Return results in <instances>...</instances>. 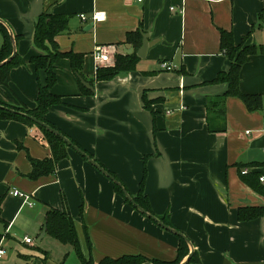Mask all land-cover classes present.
Segmentation results:
<instances>
[{
    "label": "crops",
    "instance_id": "0c3cea01",
    "mask_svg": "<svg viewBox=\"0 0 264 264\" xmlns=\"http://www.w3.org/2000/svg\"><path fill=\"white\" fill-rule=\"evenodd\" d=\"M96 11L105 12V20L93 21ZM43 12L70 17L56 41L62 51L86 55L81 78L94 89L85 93L70 61L62 59L53 92L63 103L46 118L114 173L132 197L146 168L144 193L154 215H168L192 244L195 259L186 264H264V214L249 221L238 217L240 208H264V195L242 179L247 169L264 185V107L251 111L228 97L227 130L212 132L207 122L209 99L227 90L212 80L231 67L221 30L232 32L236 46L264 48V0H0V23L13 31L25 62L11 69L8 85H0V100L14 106L36 107L39 75L30 59L42 53L33 39ZM137 30L140 41L128 42L127 34ZM144 34L153 45L140 57ZM97 46L111 48V62H96ZM117 54L137 56L135 68L95 80L97 68L113 67ZM163 60L177 69L163 70ZM241 90L264 96V52L243 65ZM68 151L54 174L31 179L32 159L51 156L44 133L0 118V234L2 246L14 247L13 263L43 264L47 257V264H58L46 243L54 238L47 231L40 238L49 208L62 209L63 198L89 256L87 228L95 262L123 255L175 260L182 238L141 213L80 152L69 145ZM240 165L247 166L241 173ZM14 190L30 195L33 205Z\"/></svg>",
    "mask_w": 264,
    "mask_h": 264
},
{
    "label": "trees",
    "instance_id": "16d2710c",
    "mask_svg": "<svg viewBox=\"0 0 264 264\" xmlns=\"http://www.w3.org/2000/svg\"><path fill=\"white\" fill-rule=\"evenodd\" d=\"M69 21V16L48 12H43L35 20L33 41L35 46L42 51L41 54L35 55L30 59V62L35 66V69L39 75V88L36 98V107L33 109H28L24 107L14 106L9 102L0 100L1 119L22 122L29 126L36 125L42 130L45 138L49 143L51 149L50 157L43 160L32 159V170L28 174V177L31 179H38L41 176L54 174L56 172L57 164L61 160L69 156L68 144L59 135L50 132L44 126H41L40 124L33 121L29 116L22 114L26 113L30 116H34L37 119L58 129L64 135L69 137L46 118V114L52 106L63 103V96L53 92V87L58 81L56 72L57 64L62 59H68L70 61L72 69L80 77H82L81 71L84 66L86 55L84 53H76L73 51H62L58 42L56 41L57 35L68 30ZM0 34L2 36V44L0 47V62H2L12 54L13 44L7 27L2 23H0ZM139 34V30L135 32H129L127 34V41H131L134 43L140 41L141 36ZM135 36H137L136 39H134ZM220 43L221 49L227 55H229L231 59V67L229 71L220 72L216 76V78L212 80L213 83H225L227 85V90L222 96L210 98L207 103V122L209 130L212 132H225L227 130L226 100L228 97H237L241 99L245 103L247 108L251 111L258 110L264 107V96L259 94H248L241 90V69L243 65L247 61H249L251 56L259 52H264V48L245 45L236 46L232 32L227 30H221ZM137 60L138 57L135 55L117 54L115 55V65L113 67L99 66L97 68L95 80H111L120 74L128 73L135 68ZM24 63V60L17 53L9 63L0 67V85H8L10 81L11 69ZM41 72L44 73V81H41L40 79ZM83 90L85 93H92L93 91L85 86H83ZM145 106L152 111V106L149 101H146ZM10 109H14L22 113L14 112ZM69 138L83 151L87 152L71 137ZM88 154L93 158V155L91 153ZM245 167L247 166H239L240 173ZM146 172L147 171L145 168L144 175L140 183V190L135 196H133V198L140 206L154 214L150 206L149 199L144 193V183L147 175ZM111 174L120 181V179L114 173ZM242 179L246 184L256 188L261 194L264 195V185L259 183L260 177L258 174L253 172L244 174L242 175ZM115 190L125 197V193L122 187L116 183ZM63 199L64 204L62 209L51 207L46 214L47 233L60 243L71 245L81 264H144L148 261H151L154 264H179L189 254L188 244L182 238L178 248L177 257L175 260L170 262H162L156 259H149L148 257L143 255H123L118 258L104 257L99 262H95L91 255L93 245L87 228L85 231V236L89 249V256H86L82 251L74 218L69 211L65 198ZM126 200L129 201L127 198ZM83 208L84 204L81 205V210H83ZM263 214V207H243L239 209L238 217L241 221H249ZM158 217L168 225H171L168 219V215ZM2 238L3 236L0 234V242ZM45 253L48 254V252ZM194 259L195 255H193L190 260ZM46 262L47 257L43 261V264H47Z\"/></svg>",
    "mask_w": 264,
    "mask_h": 264
},
{
    "label": "water",
    "instance_id": "95a60500",
    "mask_svg": "<svg viewBox=\"0 0 264 264\" xmlns=\"http://www.w3.org/2000/svg\"><path fill=\"white\" fill-rule=\"evenodd\" d=\"M0 22L3 23L2 20H0ZM10 36H11V40H12V44H13V52L12 54L6 58L5 60H3L2 62H0V67L6 65L7 63H9L17 54V45H16V41H15V37L13 34V31L11 30V28L7 27ZM153 45L150 41H149V35L148 34H144L143 35V43L141 48L137 51V54L140 57H144L147 53V50L149 49V47ZM133 50V48H131ZM125 52L127 54H131V51L125 50ZM81 78V77H80ZM81 82L83 83L84 86H86L87 88L94 90L91 85L86 82L83 78H81ZM9 109V108H8ZM14 112H19L16 111L14 109H10ZM22 113V112H19ZM26 116H29L33 121H35L36 123L40 124L41 126H44L47 130H49L50 132H53L56 135H59L69 146H71L72 148H74L75 150H77L78 152H80L83 156H85L93 165H95L99 170H101L105 175H107L108 177H110L116 184L120 185L125 193V196L127 197V199L144 215L148 216L149 218L153 219L154 221H156L160 226H162L163 228L177 234L178 236H180L181 238H183L190 247H192V244L190 242V240L188 239V237L181 232L180 230L166 224L161 218H159L158 216L154 215L152 212L147 211L146 209H144L142 206H140L135 200L134 198L131 196V194L127 191V189L122 185V183L117 180L108 170H106L101 164H99L95 159H93L87 152L83 151L78 145H76L75 143H73V141L67 137L66 135H64L62 132H60L58 129L52 127L51 125L37 119L34 116H30L26 113H22ZM47 231V226L45 224L44 230L41 234V239L44 237L45 233ZM192 249V248H191ZM193 256V250H191V252L184 258V260H182L179 264H186L191 257ZM144 264H154L151 261H148Z\"/></svg>",
    "mask_w": 264,
    "mask_h": 264
},
{
    "label": "built area",
    "instance_id": "2783aa9c",
    "mask_svg": "<svg viewBox=\"0 0 264 264\" xmlns=\"http://www.w3.org/2000/svg\"><path fill=\"white\" fill-rule=\"evenodd\" d=\"M137 1L142 2L143 0H137ZM79 17L82 20H87L88 19V16L85 13L79 14ZM91 18L95 22H100V21L105 20L106 14H105V12H102V11H96V12H94L92 14ZM112 55H113V52H112L111 48L106 47V46H97L95 51H94V58H95L96 62L99 63V64L101 62L102 63L111 62ZM161 68L163 70H165V71H175L177 69V67L175 65H173L170 62H168L167 60H163L161 62ZM248 132L249 131H247V133ZM242 173L246 174V173H248V170L245 169V170H243ZM261 181H264L263 177H261ZM13 195L23 198L24 202L27 203V204L29 203L30 206L33 205V202L31 201L30 195L26 194L25 192H22L20 190H14L13 191ZM25 242L32 243L33 240L31 238H26ZM4 255H5V249L2 246V240H1V242H0V258H2Z\"/></svg>",
    "mask_w": 264,
    "mask_h": 264
},
{
    "label": "rangeland",
    "instance_id": "374dc122",
    "mask_svg": "<svg viewBox=\"0 0 264 264\" xmlns=\"http://www.w3.org/2000/svg\"><path fill=\"white\" fill-rule=\"evenodd\" d=\"M3 227L1 226V229ZM48 245V249L54 250L53 254V261H55L58 264H80V261L76 255V253L73 251L72 247L69 245L60 243L59 241L48 238L46 241ZM3 248L5 249V255H4V260H0V264H15L13 263L12 259L10 256L13 258V252H14V247L13 246H7L4 244ZM14 259V258H13ZM8 261V262H7ZM15 261V260H14Z\"/></svg>",
    "mask_w": 264,
    "mask_h": 264
}]
</instances>
